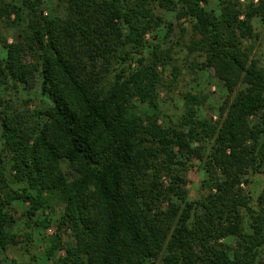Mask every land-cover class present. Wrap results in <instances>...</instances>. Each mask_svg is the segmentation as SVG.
<instances>
[{"label":"trees","instance_id":"obj_1","mask_svg":"<svg viewBox=\"0 0 264 264\" xmlns=\"http://www.w3.org/2000/svg\"><path fill=\"white\" fill-rule=\"evenodd\" d=\"M43 1L0 0V19L16 32L0 59V144L13 171L6 175L0 154V250L14 241L13 202L26 203L41 228L50 220L36 213L57 203L58 226L75 240L49 237L48 258L64 251L50 264H258L264 184L254 202L243 186L264 180V65L250 43L264 0H220L217 11L203 0H59L64 16L45 15ZM160 11L173 12L181 30L190 25L188 49L226 88L221 122L198 117L203 100L186 94L171 125L158 123L159 67L171 48L145 35L171 28ZM37 84L49 100L42 110H15L3 96ZM195 159L206 193L187 200L183 174Z\"/></svg>","mask_w":264,"mask_h":264},{"label":"rangeland","instance_id":"obj_2","mask_svg":"<svg viewBox=\"0 0 264 264\" xmlns=\"http://www.w3.org/2000/svg\"><path fill=\"white\" fill-rule=\"evenodd\" d=\"M245 3L247 0H239ZM220 0H203L208 10L217 11L220 6ZM44 14L47 16H64L65 6L59 0H44ZM165 21L171 23V28L165 25L158 27L153 33L145 35V39L152 43H159L162 48H171L170 56L172 60L162 70L163 80L158 86L159 96L158 102L160 112L163 117L158 120L159 124L170 126L169 118L175 119V115L180 112L183 107L180 99L186 94L198 96L203 100L196 106V115L201 118L210 119L211 122H221L218 116V108L223 103L227 90L222 81L214 74L213 69L201 66L204 60L202 53L198 50H189L188 45L196 38L191 30L190 25L183 24L184 30L180 29V22L175 19L174 13L169 11H160ZM255 37L250 40L252 44L251 57L256 58L264 65V23L257 17L252 20ZM15 30L4 19H0V59L5 57L6 49L2 41L5 39L7 43L15 41ZM28 58V57H27ZM3 92V96L9 101L13 109L23 110L27 108V112L42 110L49 105V100L40 92L39 85L33 88L19 87L18 91L12 86ZM181 100V101H180ZM26 102V103H25ZM144 105L139 104V112L144 111ZM164 112H168L169 117L166 118ZM1 131V126H0ZM3 165L6 169V175L11 176L10 153L1 151ZM190 163V162H188ZM63 171L68 179L74 174L67 164L62 163ZM206 174L202 168V162L195 159L193 163L187 165L185 175L183 174L182 188L185 189L187 200H196L206 193L204 181ZM262 175H253L250 182L243 186L246 192L253 197V202L261 191L263 186ZM164 184H170L169 179L163 177ZM27 204L15 201L12 203L10 214L13 217L12 224L7 227L8 237L14 241H9L5 249L0 250V264H50L51 260L58 255L63 254V250H58L54 256L48 258L45 253V247L50 245L49 237L58 234L63 244L66 242H74L75 238L70 229L59 228L60 217L62 215V206L55 203L52 209L45 212L38 211L34 218L47 217L50 220L48 227H36L32 220L25 214ZM162 207H167V203H162ZM247 226V224H246ZM13 234V236H11ZM26 234H30V239L26 238ZM234 245V238L227 239ZM258 264H264V251L259 255ZM156 264V263H155Z\"/></svg>","mask_w":264,"mask_h":264}]
</instances>
